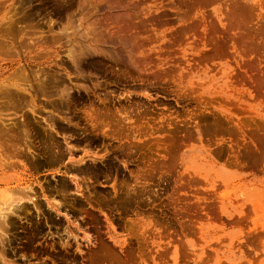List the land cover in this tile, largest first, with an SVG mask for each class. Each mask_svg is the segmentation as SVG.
Here are the masks:
<instances>
[{
  "label": "rangeland",
  "instance_id": "374dc122",
  "mask_svg": "<svg viewBox=\"0 0 264 264\" xmlns=\"http://www.w3.org/2000/svg\"><path fill=\"white\" fill-rule=\"evenodd\" d=\"M28 183L0 264H264V0H0V189Z\"/></svg>",
  "mask_w": 264,
  "mask_h": 264
},
{
  "label": "bare ground",
  "instance_id": "6f19581e",
  "mask_svg": "<svg viewBox=\"0 0 264 264\" xmlns=\"http://www.w3.org/2000/svg\"><path fill=\"white\" fill-rule=\"evenodd\" d=\"M73 18V17H72ZM10 20H12V19H10ZM92 21V20H91ZM94 24V23H93ZM78 25V24H77ZM2 26V25H1ZM75 26V25H74ZM93 26V25H92ZM63 27V26H62ZM73 27V26H72ZM69 28H71V27H69ZM69 28H68V30H69ZM75 29H76V27H75ZM54 30V29H53ZM57 31V30H56ZM71 31V30H70ZM80 31V30H79ZM78 31V32H79ZM102 31V30H101ZM63 32H64V35H63ZM67 32V29L66 28H64L63 27V31H61V32H55V31H53V38L54 39H56L58 42L60 41V40H62V39H64V37L65 38H67L66 40V43H70V45H71V47H69L68 46V48H69V50H68V53H67V57H68V59L70 60V62L72 63V65L75 67V69H77L78 68V66H79V59H80V56L82 55V54H86L89 50H91V48H92V46H90L89 44L87 45L86 44V41L85 42H83V43H85L84 44V47H81V43H79L80 44V47H79V50L78 49H74L73 48V41L72 40H70L71 38H72V36H73V34H74V31H72L70 34L69 33H66ZM82 32V31H81ZM26 33V32H25ZM83 33V32H82ZM84 33H88L87 31H85ZM83 33V35H85ZM92 34V33H91ZM41 35V34H40ZM76 35H78V34H76ZM82 34H80V36H81ZM87 35V34H86ZM24 36H26V35H24ZM91 36V35H90ZM13 37V36H12ZM22 37V36H21ZM28 37V36H27ZM86 37V36H85ZM87 38V37H86ZM2 39V38H1ZM82 40V39H81ZM30 41V40H29ZM65 41V40H64ZM28 42V41H27ZM32 42V41H31ZM31 42H29V43H31ZM54 42V41H53ZM56 42V41H55ZM75 42V41H74ZM62 43V42H61ZM82 43V44H83ZM76 44H78V43H76ZM92 45V44H91ZM15 46V45H14ZM17 46V45H16ZM36 46V45H35ZM75 46V45H74ZM91 47V48H90ZM65 50H66V47H65ZM113 50V49H112ZM60 51V50H59ZM58 50H55V51H53V53L55 54L54 55V57L56 58H61L60 57V52H59ZM110 53V52H109ZM34 56V55H33ZM33 58V57H32ZM53 62H56V59H54V60H52ZM61 61V60H60ZM59 61V62H60ZM58 62V61H57ZM56 64V63H55ZM20 69H21V67H20ZM55 69V68H54ZM22 70V69H21ZM24 70V69H23ZM22 70V71H23ZM25 73V72H24ZM17 74V73H16ZM28 75V74H27ZM18 76H19V74H18ZM8 79V78H7ZM23 79V78H22ZM21 79V80H22ZM40 79V78H39ZM18 81V80H17ZM16 81V82H17ZM9 82H11V81H9ZM26 82V81H25ZM6 83V82H5ZM4 83V84H5ZM4 84H2V85H4ZM8 84H10V83H7L6 85H8ZM13 84V83H12ZM1 85V86H2ZM6 85H4V86H6ZM22 85V84H21ZM9 86V85H8ZM11 86V85H10ZM15 87V86H14ZM14 87H12V88H14ZM18 87V86H17ZM20 87V86H19ZM62 87V86H61ZM11 88V87H10ZM9 89V88H8ZM31 89V88H30ZM61 89V88H60ZM10 90V89H9ZM19 90V89H18ZM23 90H25V87H24V89ZM22 90V91H23ZM62 90V89H61ZM27 92V91H26ZM23 93V92H22ZM28 93V92H27ZM60 93H61V91H60ZM65 94V93H64ZM57 96V95H56ZM58 97V96H57ZM64 99V98H63ZM55 131V130H54ZM71 144V143H70ZM72 148V147H71ZM74 148V147H73ZM71 152V151H70ZM83 157L84 156H82V157H80L79 159H78V162H79V160H83ZM84 161V160H83ZM82 162V161H81ZM60 163V162H59ZM29 191H33V186H32V184H27V185H25V186H23V187H18V188H14V187H11V186H6V187H3V188H1L0 189V221H4L5 220V216H6V213H7V211H10V210H12V209H15L17 206H19L18 204H19V201L20 200H24V199H27V198H32L30 195H29ZM24 198V199H23ZM8 215V214H7ZM1 228V227H0ZM1 234V233H0Z\"/></svg>",
  "mask_w": 264,
  "mask_h": 264
}]
</instances>
